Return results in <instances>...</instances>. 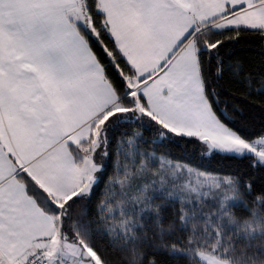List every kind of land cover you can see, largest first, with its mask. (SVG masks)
Segmentation results:
<instances>
[{
  "label": "snow or ice",
  "instance_id": "6c2138e0",
  "mask_svg": "<svg viewBox=\"0 0 264 264\" xmlns=\"http://www.w3.org/2000/svg\"><path fill=\"white\" fill-rule=\"evenodd\" d=\"M253 38L264 0H0V264H264Z\"/></svg>",
  "mask_w": 264,
  "mask_h": 264
},
{
  "label": "trees",
  "instance_id": "16d2710c",
  "mask_svg": "<svg viewBox=\"0 0 264 264\" xmlns=\"http://www.w3.org/2000/svg\"><path fill=\"white\" fill-rule=\"evenodd\" d=\"M236 57L242 60L246 65L257 67L259 66L261 59L264 58L262 53H264V48H262L261 42L257 39H249L241 42L235 49ZM240 102V98H238ZM246 115L248 117L249 123L254 127L258 128L260 123V112L258 108L249 107L247 109ZM187 154L183 150L182 146H173L170 148L171 155L174 159L184 160L191 156V159L194 163H203L206 168L209 170H223L225 172L231 171L238 167L233 162H226L223 160H207L199 161L198 158L192 154V145H188ZM242 167V166H240Z\"/></svg>",
  "mask_w": 264,
  "mask_h": 264
}]
</instances>
